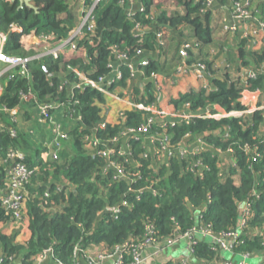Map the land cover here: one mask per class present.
Wrapping results in <instances>:
<instances>
[{
    "label": "trees",
    "instance_id": "obj_1",
    "mask_svg": "<svg viewBox=\"0 0 264 264\" xmlns=\"http://www.w3.org/2000/svg\"><path fill=\"white\" fill-rule=\"evenodd\" d=\"M75 1L87 8L95 0H32L37 13L27 6L19 8L18 0H0V31L11 34L5 52L27 58L59 46L80 23L69 6ZM131 1L100 0L93 8L91 29L84 28L73 48H60L56 58L30 60L26 76L6 73L0 78V190L6 186L1 160L8 149L29 148L24 135H12L7 129L14 123L6 121L5 109L21 103L37 107L60 102L63 112L59 115L69 121L66 136L59 139L56 159L39 150L32 157L25 156L32 171L24 189L29 235L17 243L0 231L2 264H35L32 257L45 249L52 250L56 262L74 264L79 252L91 244L103 243V251L112 254L127 240L136 244L150 235L160 241L195 226L225 235L241 225L244 205L250 206L251 214L232 252L249 256L264 250V143L260 133L264 111L221 118L191 115L188 122H171L128 106L117 108L109 118L112 97L83 83L78 74L95 82L102 78L105 83L117 67L120 80L106 85L110 91L128 89L133 74L129 66H136L145 80L127 95L133 103L158 107L161 89L152 74L173 80L181 65L185 69L203 66L212 89L170 97L173 112H198L215 105L227 112L240 111L244 106L238 99L244 89L264 98V74L259 72L264 48L252 47L249 36L237 38L235 49L227 48L239 28H226L229 21L224 18L221 35L216 37L213 15L217 11L207 6V0H133L137 3L133 10L128 7ZM247 1L242 7L254 18L253 25H264V0ZM236 2L244 0H231V12ZM14 25L21 31L13 30ZM160 31L168 33L164 45L157 38ZM181 49L186 57L180 55ZM143 59L146 65H140ZM246 70H257L255 77L246 79L247 84L242 80ZM52 112L60 122L57 111ZM149 118L147 134L156 138L158 151L164 144L179 146L187 138L191 145L198 139L205 146L199 153H172L166 162L157 158L154 163L140 146L142 139L132 135L126 139L128 152L119 154L125 131L138 130ZM115 139L114 148L111 141ZM69 144L73 150L67 153ZM108 148L112 153L103 152ZM115 208H119L117 214ZM9 220L12 214L0 204V225ZM193 241L192 256L198 264L219 262L220 250H211L212 243L196 237ZM130 262L131 256L124 253L121 264Z\"/></svg>",
    "mask_w": 264,
    "mask_h": 264
},
{
    "label": "built area",
    "instance_id": "obj_2",
    "mask_svg": "<svg viewBox=\"0 0 264 264\" xmlns=\"http://www.w3.org/2000/svg\"><path fill=\"white\" fill-rule=\"evenodd\" d=\"M100 0H95L92 7H90L86 11V16L83 17V20L79 23L77 28L70 34V36L65 39L59 46L53 49L46 50L43 54L35 56V57H17L14 55H9L5 52V46L8 39V35L0 31V64L4 65L5 72L10 73V76L14 75H21L26 76L28 74L27 72V63L34 59V58H40L42 56H50L53 58L57 57V52L60 48H63L65 46H70L71 48L74 47V39L82 33L84 28L87 26L88 29H91V25L93 23V8L96 3H98ZM212 3V0H207V6H210ZM248 5V1L244 0V2H236L233 3V9H232V19L233 23H227L226 28L230 29H238L241 27L243 36H249L251 37L252 41L250 42L252 47L256 49L264 48V25L261 23H258L256 26L253 25L252 21H255L254 18L251 16L250 12L246 9H243L242 6ZM226 21V20H225ZM239 25V26H237ZM237 26V27H236ZM14 29V28H13ZM18 30V29H17ZM168 36V33L165 31H160L157 33V38L159 39V43L161 45H164L166 38ZM186 47L188 44L185 45ZM180 55L182 57H186L187 53L185 50L181 49ZM124 58V56H123ZM140 65H146L148 63L147 60L143 59L140 62ZM130 69L133 70V74L135 71H137L136 66H129ZM195 69L196 77L198 79H201L205 76V73L203 72V66L198 67V69ZM183 65L178 68V73L181 74V71H184ZM257 70H250L249 73H247L246 77H243V82L247 84L246 79L247 78H253L256 76ZM260 73L264 74V65L261 66ZM78 73V72H77ZM80 78L83 80V83H86L90 87H92L95 90H98L104 94L111 93V91L108 89V86L106 84L108 83H115L120 80L121 78V72L117 67L113 68L112 74L110 76L109 81H106L108 83H103V79H99V81H90L85 79L80 73H78ZM132 74V75H133ZM152 79H154L155 83L157 84V87L161 89V91L165 87V80L163 75L159 74H152ZM201 89H205L209 91L212 89L208 84H204ZM113 97H116L113 95ZM257 98V99H256ZM240 103H243L245 105L243 110L240 111H225L223 108H217L216 106L211 107L210 112L206 113H200L199 117L203 118H221V117H228V116H237V115H251L253 112L257 110L264 111V101H258V92H249L248 90L244 89L241 92ZM130 107H135L138 109H143L147 111L150 115L155 117H164L169 112L166 111L163 108L160 107H154L152 105L145 106L144 104H134L130 105ZM38 114L39 116L47 120V122L51 125L53 129L54 136L53 138L46 144L48 149V154L50 158L56 159L57 158V150L59 145V139L66 136V134L60 130V125L57 124V122L54 120V114L52 111H60L63 112V106L60 102H50V103H41L37 105ZM7 113H9L11 116L15 114V110L13 109H5ZM246 116V115H245ZM164 119V118H163ZM191 115L184 116L182 118L183 121H190ZM152 123V118H149L146 123L141 126L138 130L136 129H127L125 133L123 134V139L128 138V136L135 135L137 137H140L142 139L145 135L148 133V127ZM12 135L15 134L13 130H10ZM260 133L262 136V141L264 143V128L260 129ZM150 135V134H149ZM152 136V135H151ZM153 137V136H152ZM166 137V136H165ZM154 138V137H153ZM167 138V137H166ZM156 140V138H154ZM198 144H194L192 147L189 148H180L179 146L175 147H168L165 144L162 145L161 149L167 151L170 155L172 153H175L174 150H178L179 155H183L186 152H190L191 154H195L196 152H201V149L205 146L200 140H198ZM117 140L111 141L112 146L115 148L117 146ZM94 143H98L97 140H94ZM111 146H109L110 148ZM103 151L107 154L112 153V150ZM249 149L248 146H245V150ZM229 151H232L229 149ZM100 153V151L98 150ZM119 154L125 153L121 148L118 151ZM223 155V154H222ZM25 155L20 152L19 150L15 148H10L5 154V157L1 160L2 164L5 165V181L6 186L0 190V204L5 208L7 213L12 214V221H18L20 223H26L27 219L25 216L26 214V196L24 193L25 185L29 182V177L32 173V171L29 169V167L24 162ZM118 171V173L122 176V170L119 168V165L111 163ZM158 192L154 191V194H157ZM122 205L126 206L127 203L125 201L121 202ZM243 216L241 217V225L238 227L237 231L225 234V235H215L211 231H209L206 228L195 226L194 228L190 229L189 231H186L184 233H177L174 237H169L164 240L158 241L154 237H151L148 235L144 241L140 243H134L131 240L125 241L122 245H119L115 249V261L113 264H121L123 262L124 253L129 254L131 256V262L130 264H142L150 255H156L159 252L163 251L165 248L170 247L182 239H187L189 242V255H193V239L197 236H200L201 238L204 237H211L214 242L211 244L210 249L213 251H217L219 249H224L233 254L232 252V244L234 242L238 241L239 237V231L241 230V227L243 226L245 219H247L251 214V209L249 205L243 206ZM119 212V208L114 209V213L117 214ZM28 226V222H27ZM153 246L154 250L152 251V254L145 253V250L149 247ZM76 250H81L79 247L76 248ZM82 251V250H81ZM52 250L51 249H45L37 254H35L32 259L35 264H45V261L50 258L52 259L56 264H62L61 262H56L54 260V257L52 256ZM109 255L108 253H105L104 251H100L96 253L95 258L93 257L90 261V263H96L102 261L106 256ZM238 255V254H235ZM242 257L243 259L247 258L248 255L240 254L238 255ZM3 257L0 256V264L3 262ZM190 258L182 259L175 264H191ZM78 264V263H74ZM222 264H230L228 261H224ZM239 264H246L243 260L240 261Z\"/></svg>",
    "mask_w": 264,
    "mask_h": 264
},
{
    "label": "crops",
    "instance_id": "obj_3",
    "mask_svg": "<svg viewBox=\"0 0 264 264\" xmlns=\"http://www.w3.org/2000/svg\"><path fill=\"white\" fill-rule=\"evenodd\" d=\"M136 5L130 3L129 7L131 10L137 8V3ZM210 9L217 11L213 15L214 17V25L216 27V37H219L220 34V23L224 21V18L229 21V23H233L232 14H231V0H212L211 5L209 6ZM13 30L20 32L21 28L18 26L14 25ZM18 29V30H17ZM243 36L242 34V29L241 27L238 30V33L234 35V37L231 38L230 43L226 46L227 48L235 47L236 40L237 38L240 39V37ZM38 56V55H37ZM35 57V56H33ZM226 53L221 56L220 62H223L225 60ZM182 66V65H181ZM184 67V66H183ZM185 69V68H184ZM5 71L4 65L0 64V72ZM250 70L245 71V76L247 73H249ZM180 74V73H178ZM178 74L173 75V80L168 79L166 77L165 80V87H169V90L164 91V89L160 92L159 97H158V102L159 105L158 107L165 109L169 113L164 117L166 121H181L184 116L187 115H193L197 116L200 113H206L211 111V107H207L203 111H198V112H191L190 110H186L185 112H180V113H175L173 112V107L169 103V98L170 97H176L180 93H186L190 91H198L201 90V87L204 84H208V79L206 75L202 77L201 79H198L196 77L195 69H185L184 71H181V75L179 76ZM144 80L140 73L137 71L134 72V74L131 77V80L129 82V87L128 89H123V88H118L116 87L109 93L110 97L114 100L112 105L109 108V118H112V113L117 110L119 107H128L131 104L134 105L136 103H133V99L131 96H128L127 93H130V90L134 86H140V84L144 83ZM209 85V84H208ZM210 86V85H209ZM167 89V88H166ZM263 94H264V88H263ZM2 94V88L0 86V95ZM115 95L116 97H113ZM240 98V97H239ZM257 99V98H256ZM239 101V99H238ZM258 101H264V98L259 97V92H258ZM240 102V101H239ZM140 104V103H138ZM242 106L243 103H240ZM217 108H221L217 105H215ZM15 110V114L11 116L9 113L6 112L7 115V122L8 119L9 121H12L14 123L13 127H9L7 129L13 130L15 134H22L26 137L29 143V148H24V150L17 149L20 152H22L25 156H34L36 150H39L40 153L46 152L48 154V149L47 143L53 138L54 133L51 125L47 122V120L42 119L39 114H38V109L36 106L32 107L28 103H21L19 106L12 108ZM57 111V110H56ZM60 111H57V118H60V122L55 118L54 114V120L57 122V124L60 125V130H62L66 134V128L67 124L69 123L68 119L66 118H61L60 117ZM246 116H250L248 114H245ZM58 118V119H59ZM63 120V121H62ZM70 120V119H69ZM264 128V126H263ZM17 131V132H16ZM127 138L121 139L120 140V146L121 149L125 152H128V145H127ZM154 138L147 134L145 135L142 140L140 146L143 147L148 153L151 155L154 163L155 160L162 159L163 162L167 161V157L170 155L167 151L161 150L158 151ZM194 144H198V141H194ZM193 144V145H194ZM191 143H189V138L184 139L180 145V148H189L192 147ZM67 153H70L73 149L71 147V144L67 145L65 148ZM61 151V149H60ZM175 153H178V150H174ZM41 153V155H42ZM49 155V154H48ZM50 157V156H49ZM198 212H194V215L196 216ZM0 231L1 233H4L9 236H13L15 239V242L17 243H23L26 239L27 236L29 235L28 229H27V222L25 223H20L18 221H12L9 220L8 222L1 224L0 225ZM213 243V242H212ZM104 249V244L100 243L97 245L91 244L88 245L84 250L80 251L78 254L77 252V263L78 264H113L115 261V253L109 254L100 262L96 263H90L91 259L96 256L97 252L103 251ZM154 250L153 246H149L146 250L145 253L147 254H152V251ZM220 254H221V259L219 262H215L212 264H222L224 261H228L230 264H239L240 260L237 261L236 257H234L233 254H231V257L229 259H225L223 257V253H227V250L224 249H219ZM230 253V252H229ZM190 258V260L193 262V264H198V262L193 260V256L189 255V242L187 239H182L178 243L165 248L163 251L159 252L156 255H150L142 264H175L176 262ZM250 259L254 262V264H264V250L256 252L252 255H249L247 257V260ZM45 264H56L52 259L48 258L45 261ZM211 264V263H210ZM247 264V263H246ZM248 264H251L248 261Z\"/></svg>",
    "mask_w": 264,
    "mask_h": 264
},
{
    "label": "water",
    "instance_id": "obj_4",
    "mask_svg": "<svg viewBox=\"0 0 264 264\" xmlns=\"http://www.w3.org/2000/svg\"><path fill=\"white\" fill-rule=\"evenodd\" d=\"M11 1H15V0H11ZM18 2H19V8H22L23 6H27V7H29V8H31V9H33L36 13L38 12V9H37V7H35L33 4H32V0H18ZM97 4V3H96ZM10 36H11V34H8V38H10ZM6 73H8V72H5V71H3V72H0V78L4 75V74H6ZM224 156V155H223ZM199 239L201 238L200 236H197ZM204 239L205 240H207L209 243H212V242H214V240L211 238V237H204ZM227 253H223V257L225 258V259H229L230 257H231V253H229L228 251H226ZM234 255V257H236V260L237 261H241V260H243L245 263H247L248 264V261H247V258H245V259H243L242 257H240V256H238V255H235V254H233ZM193 260L195 261V259L193 258ZM196 262V261H195Z\"/></svg>",
    "mask_w": 264,
    "mask_h": 264
},
{
    "label": "rangeland",
    "instance_id": "obj_5",
    "mask_svg": "<svg viewBox=\"0 0 264 264\" xmlns=\"http://www.w3.org/2000/svg\"><path fill=\"white\" fill-rule=\"evenodd\" d=\"M133 2V4L134 5H136L135 3V1H131V2H129V5H130V3H132ZM69 6L71 7V9H72V11H73V13H75V15H77V16H79V21L81 22V20H83V17L84 16H86V11L90 8V7H87V8H84V7H80V4H79V2H74L73 4H69ZM129 7V6H128ZM79 25V24H78ZM179 76L181 75V74H178ZM167 88V89H166ZM168 91L169 90V87H165V89H164V91ZM165 117V116H164ZM164 117H160V119H163ZM159 118V117H158ZM247 261H249L251 264H254V262L252 261V260H250V259H248Z\"/></svg>",
    "mask_w": 264,
    "mask_h": 264
},
{
    "label": "clouds",
    "instance_id": "obj_6",
    "mask_svg": "<svg viewBox=\"0 0 264 264\" xmlns=\"http://www.w3.org/2000/svg\"><path fill=\"white\" fill-rule=\"evenodd\" d=\"M37 56V55H36Z\"/></svg>",
    "mask_w": 264,
    "mask_h": 264
}]
</instances>
